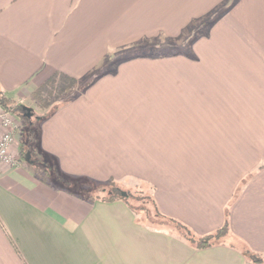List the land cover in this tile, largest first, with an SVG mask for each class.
<instances>
[{"label": "crops", "instance_id": "0c3cea01", "mask_svg": "<svg viewBox=\"0 0 264 264\" xmlns=\"http://www.w3.org/2000/svg\"><path fill=\"white\" fill-rule=\"evenodd\" d=\"M57 73L77 85L40 116L38 146L63 174L228 233L195 249L122 200L0 161V264H252L244 248L264 264V0H0V91L31 109Z\"/></svg>", "mask_w": 264, "mask_h": 264}, {"label": "trees", "instance_id": "16d2710c", "mask_svg": "<svg viewBox=\"0 0 264 264\" xmlns=\"http://www.w3.org/2000/svg\"><path fill=\"white\" fill-rule=\"evenodd\" d=\"M90 83L91 81L86 80L81 84V86L85 88ZM76 85L77 81L75 79L64 74L57 73L54 74L51 78H49L35 92H33L32 97L33 100L37 102L44 101L43 95H46V97L51 96V93L53 91L67 93L68 91L73 90ZM10 106H14L13 102L8 99L2 91H0V107L2 109H8ZM58 107V105L54 106L53 109L44 117L49 116ZM14 110L15 114H17V116L21 119L24 126H27L26 140L25 142H20L18 146L19 156L17 163L21 162L24 164L26 162L29 166L31 165L30 167H32L33 169H37L35 171V174L44 183H48L55 187L62 188L71 194H77L83 199L88 200L89 202H112L116 200H122L129 206V208L133 212L137 213V211L133 208V205L130 202L132 196L128 193V190L122 188L115 181L111 180L106 183H99L85 178L71 177L63 174L58 169L55 160L39 149L38 129L37 131L35 130L33 124L34 122L32 121L34 117V112L31 109L28 110V107L25 108L21 105H17ZM40 118L41 117L37 118L38 121L41 120ZM27 154L29 155V158L26 159ZM147 196V198H150L152 202L153 220L159 221L158 224H165V226L166 223L170 224L171 226L168 225V227L174 229L177 232L178 236L193 248L205 249L218 245L227 236L228 226L226 220L223 226L218 230L207 235L197 236L190 228H188L186 225L179 222L178 220L162 216L157 210V207L152 198L149 195ZM242 253L245 258L252 264H262L261 258L256 253L245 248L242 249Z\"/></svg>", "mask_w": 264, "mask_h": 264}, {"label": "rangeland", "instance_id": "374dc122", "mask_svg": "<svg viewBox=\"0 0 264 264\" xmlns=\"http://www.w3.org/2000/svg\"><path fill=\"white\" fill-rule=\"evenodd\" d=\"M182 46L181 50H187L188 45L187 46L185 44H180ZM161 50H176L172 48H168V47H162ZM160 50V51H161ZM135 52H148V53H153L152 50H146V49H137V51ZM132 52H130L129 54H131ZM111 66L113 67V65L115 63H113V61L111 63H109ZM85 80L81 81L80 84H82ZM68 91L67 93L64 92H60V91H53L51 93V96H47L43 95L45 93H43V97H44V101H34V104L32 106L28 105L29 107H31L32 111L34 112V117H42L44 115H46L47 113H49L54 106L58 105L59 103H61L64 99L69 97V94L72 92ZM41 95V96H42ZM17 105L14 106H10L8 109H2L0 107V111H6L9 113V118L12 121V134L14 137V142L11 146V149H13L14 147H16V145L19 146L20 142H25L26 137H27V126H24L23 122L21 121V119L17 116V114H15V110L14 108H16ZM33 117L32 121L34 122V128L37 131L38 129V120H36ZM1 131L3 130V128H1ZM3 132V131H2ZM2 134V133H1ZM1 136V135H0ZM19 156V155H18ZM17 162V160H16ZM25 166H28L34 173L37 169H33L32 167H30L26 162L24 163ZM83 185V183H82ZM81 185V186H82ZM88 185V184H85ZM84 185V186H85ZM128 193L132 196V199L130 200L131 204L133 205V208L137 211V213H139L141 215V218L143 220H145L147 223L151 224L155 227H164L165 224H158L159 221H155L153 220V206H152V202L150 200V198H147L148 193L146 191H143V189H136V190H128ZM171 226L170 224L166 223V226Z\"/></svg>", "mask_w": 264, "mask_h": 264}, {"label": "built area", "instance_id": "2783aa9c", "mask_svg": "<svg viewBox=\"0 0 264 264\" xmlns=\"http://www.w3.org/2000/svg\"><path fill=\"white\" fill-rule=\"evenodd\" d=\"M0 127L3 132L0 136V161L14 166L17 164L16 158L11 154V146L14 142V137L11 131L12 121L9 118V113L0 111Z\"/></svg>", "mask_w": 264, "mask_h": 264}, {"label": "water", "instance_id": "95a60500", "mask_svg": "<svg viewBox=\"0 0 264 264\" xmlns=\"http://www.w3.org/2000/svg\"><path fill=\"white\" fill-rule=\"evenodd\" d=\"M25 108H27V107H25ZM28 110H30V109L28 108ZM27 158H29V155H28V154L26 155V159H27Z\"/></svg>", "mask_w": 264, "mask_h": 264}]
</instances>
